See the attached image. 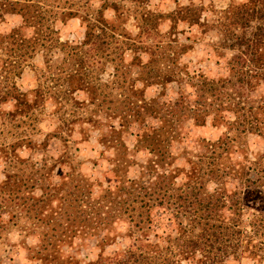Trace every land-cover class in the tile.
<instances>
[{
    "label": "rangeland",
    "instance_id": "374dc122",
    "mask_svg": "<svg viewBox=\"0 0 264 264\" xmlns=\"http://www.w3.org/2000/svg\"><path fill=\"white\" fill-rule=\"evenodd\" d=\"M3 1L0 0V7ZM33 1H38V6L43 8L44 15L37 20L44 32L32 36L33 27L22 25L23 39L2 38L0 43V87L15 84L25 92L18 100L0 103V183L5 174L19 176L20 179L16 178L18 193L3 190L1 195L23 202V194L39 196L47 191L44 189L50 182L63 181L64 190L51 191L52 195L43 201L45 208L41 216H45L57 208L63 192L71 184L83 181L90 185L93 194L99 193L102 186L112 185L120 172L135 177L140 164L148 160L145 149L135 148L139 125L135 122L121 125L120 114L127 102L138 98L173 97L177 84L169 81L163 86L143 81L140 68L129 63L133 58L131 45L126 47L122 40L142 44L143 62L155 58V66H161L162 72L171 68L172 60H177L180 66L199 69L209 77L223 76L227 72L223 59L235 50L220 46L223 35L215 25L228 5L247 0H110L115 7L102 8L104 18L111 24L109 32L114 33L107 49L96 52L92 45L85 44L77 55L67 53L66 49L82 46L83 14L95 13L104 0ZM180 6H189L185 15L197 17L200 24H190L187 17L179 18L181 15L172 20L171 16L179 15L174 11ZM70 9L75 13L67 17L66 10ZM20 24L19 15L0 13V33H10ZM235 32L239 33L240 28L236 27ZM80 55L84 65L66 81V73L76 69ZM77 84L79 87L75 88ZM227 89L244 93L238 86L228 85ZM262 92L264 96V84L249 95L257 97ZM145 124L154 126L156 119L148 116ZM179 126V137L170 146L173 166L187 169L188 159L203 152L198 145L200 139L211 141L225 135L231 140V154L237 160L245 163L259 160L264 166V110L260 131H243L225 120L213 125L209 117L202 125L186 119ZM120 139L126 143V151L119 146ZM5 154H15L20 159L7 165ZM119 156L124 162L116 165ZM213 185L210 181L205 187L210 190ZM226 186L239 188L233 182H227ZM241 190V220L248 226L247 222L255 215L264 218V190L258 186L241 187ZM14 205L3 213V223H0V264H40L32 255L45 227L32 225L37 213L33 206L26 209L24 205L21 209ZM15 213L19 218L12 223L13 219L9 218ZM154 213L173 226L160 207ZM127 225L126 220L120 221L116 225L118 235L107 244L99 243L95 236H68L58 249L64 255L87 261L96 258L99 252L112 255L135 238L157 240L153 230L131 233ZM164 227L155 226L159 232ZM225 264H264V245L260 253L244 251L238 257L229 256Z\"/></svg>",
    "mask_w": 264,
    "mask_h": 264
},
{
    "label": "trees",
    "instance_id": "16d2710c",
    "mask_svg": "<svg viewBox=\"0 0 264 264\" xmlns=\"http://www.w3.org/2000/svg\"><path fill=\"white\" fill-rule=\"evenodd\" d=\"M37 2L3 1L0 13L19 15L21 24L11 29L10 33H0V43L2 38L23 39L20 35L22 25L33 27L32 36L44 32L37 20L38 17L42 18L44 12H41L43 8ZM107 5L115 7L114 2L104 0L95 13L83 14L85 33L82 46H70V49H66L67 53L77 55L83 51L85 44L92 45L96 52L107 49L114 36L113 32H109L110 22L102 14V8ZM189 8L178 7L174 14L179 15H173L171 19L176 20L181 15L179 18L187 17L190 24H200L197 17L185 15V10ZM66 11L67 17L75 13L72 9ZM224 12L215 25L219 34L223 35L220 46L235 52L223 59V66L227 70L223 76L209 77L199 69L190 70L180 66L177 60H172L171 68L162 72L161 66H155V58L143 62L142 44L122 40L126 47L131 45L133 62L129 63L140 68L144 74L143 81L163 86L169 81L177 84L173 97L165 99L157 95L148 99L138 98L127 102L120 114L121 125L128 126L133 122L139 125L135 148H143L149 153L148 160L140 164L141 169L135 177L120 172L112 185L102 186L99 193L94 194L89 184L75 182L65 189V194H61L57 208L41 216L45 208L43 201L52 195L53 190L62 192L59 189L64 190L63 181L50 182L43 188L47 191L39 196L18 194L22 195L23 202H14V198L1 194L3 190L18 193L16 178L20 177L5 174V179L0 183V223H3V213L14 204L21 209L25 205L26 209L33 206L37 210L36 218L31 223L43 226L45 230L32 256L40 264H225L229 256L238 257L244 251L260 253L264 245V218L255 215L247 222L248 226L242 222L241 187L258 186L264 190V166L261 162L237 160L231 154V140L226 135L211 141L200 139L198 145L203 152L199 156L193 154L188 159L187 169L173 166L174 160L171 159V142L179 137V124L186 119L202 125L209 117L213 125L225 120L228 125L243 131L263 129V92L257 97H251L249 92L259 90L264 84V0L230 4ZM236 27L240 28L239 33L235 32ZM80 58L81 55L75 64L76 69L66 73V81L77 75V69L84 65ZM171 58L174 59V56ZM228 85L242 87L244 93L228 91ZM71 89L68 88L69 91ZM23 94L25 92L15 84L4 89L0 87V103L7 99L18 100ZM148 116L156 119L154 126L145 124ZM118 144L127 150L123 140L120 139ZM17 157L15 154H5V164L18 161L20 158ZM116 161V165H120L124 158L119 156ZM180 173L183 175L180 176ZM177 178L179 183H176ZM210 181L214 185L209 190L205 185ZM227 182H233L239 188H228ZM159 207L173 224L174 233L162 216L155 215ZM16 215L12 214L9 218L13 219L12 223L18 220ZM122 220L127 221L131 233L142 234L147 229L153 230L157 240L135 238L112 255L104 256L99 252L96 258L87 261L64 255L58 249L68 236H95L99 243L107 244L118 235L116 225ZM160 225L168 229L164 227L159 232L155 226Z\"/></svg>",
    "mask_w": 264,
    "mask_h": 264
}]
</instances>
